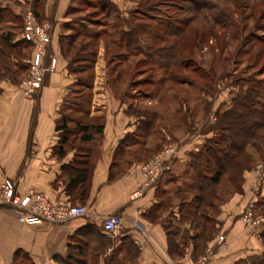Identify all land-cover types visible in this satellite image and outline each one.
Masks as SVG:
<instances>
[{"label": "crops", "instance_id": "1", "mask_svg": "<svg viewBox=\"0 0 264 264\" xmlns=\"http://www.w3.org/2000/svg\"><path fill=\"white\" fill-rule=\"evenodd\" d=\"M81 2L16 0L18 8L0 3L19 19L25 6L37 9L40 19L52 28L46 63L53 56L58 60L34 101L26 96L22 84L0 82V187L6 178H12L20 193L35 190L52 201L88 208L87 215L67 223L24 224L9 206H0V264H20L23 257L30 264H248L250 258L262 255L260 225L242 217L248 205L259 199L256 196L264 194L260 170L245 173L244 192L236 193L216 216L225 242L212 239L197 255L193 241L181 244L176 235L184 254L172 255L164 219L168 203L162 197L179 193L175 185L191 171V154L201 150L215 131L202 130L182 140L172 169L146 185L141 165L160 144L151 139L157 130L151 126L160 117L154 125L152 120L135 116L122 93L109 84L104 67L71 69L69 56L84 37L82 29L94 26L85 17L78 20L87 10L79 6ZM2 28L21 34V28L11 21ZM79 78L83 81L78 82ZM64 123L66 128L58 129ZM80 126L89 128L85 131ZM85 132L90 139L82 138ZM83 157L92 165V174L89 191L82 198L79 187L69 189L68 185L75 171L83 168ZM172 207L179 220L180 204ZM111 214L123 218V227L115 235L102 230L103 219ZM188 223L178 225L188 227ZM203 254L209 256L206 263L201 262Z\"/></svg>", "mask_w": 264, "mask_h": 264}, {"label": "rangeland", "instance_id": "2", "mask_svg": "<svg viewBox=\"0 0 264 264\" xmlns=\"http://www.w3.org/2000/svg\"><path fill=\"white\" fill-rule=\"evenodd\" d=\"M200 1L82 0L79 4L84 7L83 10H87L82 16L79 15L78 20L85 17L87 21L94 22V26L82 29L84 37L78 40L69 56L71 69L81 71L92 65L104 67L109 73V77L106 76L109 84L116 92L122 93V98L130 104L135 116L152 120L154 125L157 117H160L157 124L151 126L158 130L153 132L151 139L155 142L160 140V144L142 165L166 145L173 144L179 148L180 142L192 134L208 129L216 132L219 122L227 121L222 118L223 114L234 106L236 98L247 95L249 89L260 86L262 93L257 97L264 101V0H207L209 3L202 10L199 9ZM1 2L18 8L16 0ZM128 10L129 14L125 15ZM36 16L40 23H48L40 19L39 13ZM14 17V12L8 13L5 22L14 20L22 26V15V21ZM5 22L0 25V34L6 29L2 28ZM179 24L185 27L184 31L180 36L173 35L175 32H171L170 27H178ZM131 28L136 30H133L132 44L126 38ZM50 31L52 33V28ZM87 35H91L90 38ZM21 36L22 30L18 38ZM49 47L43 62L44 68L51 64V59L46 63ZM171 48H174L175 59L168 63L164 53L167 50L172 52ZM163 49L166 50L162 54ZM26 51L29 52L27 58L21 60L27 66V70L21 73L23 79L20 84L23 86L31 73L29 61L34 52L31 42ZM101 52L103 56L97 57ZM112 59L116 60L113 64L110 62ZM49 72L52 71L46 73L40 88ZM78 80L81 82L83 78ZM40 88L34 94L35 99ZM256 142L261 146L259 151L252 145L247 146L255 159L252 169L247 171L260 170L259 180L264 185V176L261 175L264 173V170L261 172L264 168V126L258 131ZM230 172L227 171L214 186L216 197L211 200L215 205H202L199 212L217 216L222 205L236 193L244 192L246 178L242 189L237 190ZM194 173L192 167L191 171L182 175L181 184L175 185L180 193L162 197L168 203L164 213L167 228L186 243L192 241V234L197 231L182 215L179 220L175 219L172 205L178 207L182 202L193 199L196 191L188 185ZM256 197L259 199L248 205L242 217L252 212V220L248 223L260 225V232H263L264 194ZM178 222L189 225L180 227ZM219 225L218 221L213 239L223 243L226 236ZM221 236L224 238L220 239ZM201 257L209 259L208 255L203 254ZM207 260L201 262L206 263ZM22 261L30 264L25 258Z\"/></svg>", "mask_w": 264, "mask_h": 264}, {"label": "trees", "instance_id": "3", "mask_svg": "<svg viewBox=\"0 0 264 264\" xmlns=\"http://www.w3.org/2000/svg\"><path fill=\"white\" fill-rule=\"evenodd\" d=\"M208 3L207 0L200 1L199 9L202 10L207 7ZM34 11L37 15L38 11L35 8ZM8 13H13L10 8L0 7V25L7 21L5 16L8 15ZM14 19L22 21V19H19L16 15ZM9 21L15 23L14 20ZM15 24L17 28L20 26L18 23ZM22 27L23 22L20 28ZM170 28L171 32H175L173 35L180 36L185 27L179 24L178 27L172 26ZM133 30L135 29L131 28L126 33L128 34L126 38L130 44L133 43L131 40H133V33L136 31ZM26 49H29V42L22 38H18V34L14 29H5V31L0 34V82L2 80H10L14 84H20L23 79L21 73L27 70V66L21 62V60L27 58L29 54ZM165 50L166 49L161 50L162 54ZM171 50L172 52L167 50L164 53L168 57V63L175 59V53L173 52L174 48H171ZM261 93L262 90L260 86H256L249 89L246 93L247 95H244L240 99L239 97L236 98V100H234V106L222 116V118H225L227 121L219 122V128L216 129L215 134L206 141L202 149L191 154V165L195 169V173L192 177V182L188 186L190 189L196 191V193L189 202H182L180 205V212L182 218L188 220L192 229H196L197 231L192 234V241L194 242L197 255L202 254L209 241L213 239L216 224L218 223L213 213L199 212V208L202 205H208L210 207L215 205L211 200L212 197H216L214 194V186L221 181L223 175L227 171H231L233 183L237 190H241L243 181L245 180L244 173L252 169L255 162L252 154L248 152L247 146L252 145L258 151L260 150L261 146L256 142V138L258 131L264 126V101L258 98ZM251 94L254 96H251ZM245 99L249 102H246ZM80 127L85 131L89 128V126ZM61 128H66L65 123L58 126V129ZM97 128L101 130L102 126H97ZM82 138L87 140L91 138V135L85 132ZM83 159V168L75 171L68 185L69 189L79 187L82 198L85 197L89 191L92 174V165L86 157H83ZM178 192L180 193V190H178ZM167 227L168 225H166V228ZM167 231L172 255L176 257L184 254V248L175 241L177 233L168 228ZM261 238L264 243V231L261 232ZM181 244L187 243L181 242ZM24 258H22V260ZM25 259L28 260L27 258ZM20 264H24V262L21 261ZM248 264H264V252L262 255L250 258Z\"/></svg>", "mask_w": 264, "mask_h": 264}, {"label": "built area", "instance_id": "4", "mask_svg": "<svg viewBox=\"0 0 264 264\" xmlns=\"http://www.w3.org/2000/svg\"><path fill=\"white\" fill-rule=\"evenodd\" d=\"M23 29L21 38L34 45V52L31 63V73L24 81L26 96L34 101V94L40 88V83L48 71H54L57 66V58L51 57L50 67L43 66L47 47L52 43L50 23H40L37 20L34 8L25 6L22 11ZM179 148L170 144L164 146L152 159L141 166L142 174L146 179V185H150L160 178L165 172L172 169V161L177 156ZM9 206L16 214L18 220L24 224L67 223L71 220L88 214V208L84 204H72L65 200L52 201L45 194L30 190L27 193H20L17 190V181L6 178L0 187V206ZM252 212H248L244 219L247 222L252 220ZM123 227V218L117 214L106 216L102 221V230L115 235ZM224 237L221 236L220 239ZM203 261L207 258H203Z\"/></svg>", "mask_w": 264, "mask_h": 264}]
</instances>
